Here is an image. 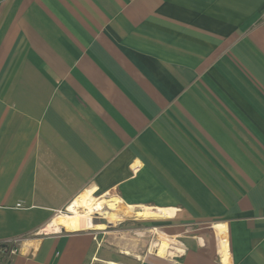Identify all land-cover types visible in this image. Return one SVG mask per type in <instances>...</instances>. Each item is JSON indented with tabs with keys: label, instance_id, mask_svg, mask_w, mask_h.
<instances>
[{
	"label": "crops",
	"instance_id": "crops-1",
	"mask_svg": "<svg viewBox=\"0 0 264 264\" xmlns=\"http://www.w3.org/2000/svg\"><path fill=\"white\" fill-rule=\"evenodd\" d=\"M84 192L150 216L115 250L51 227ZM7 244L0 264H264V0H0Z\"/></svg>",
	"mask_w": 264,
	"mask_h": 264
},
{
	"label": "rangeland",
	"instance_id": "rangeland-1",
	"mask_svg": "<svg viewBox=\"0 0 264 264\" xmlns=\"http://www.w3.org/2000/svg\"><path fill=\"white\" fill-rule=\"evenodd\" d=\"M85 193V192H84ZM86 194H82L83 196H86ZM81 196V195H80ZM93 199L91 201L92 204V208H96L98 206H101L98 208V211L95 212L92 209H83L84 212L88 213V217L92 220L93 223V228H97V226L99 225H103L104 228L103 231L106 233V237L108 238L107 240L109 241V243H112L113 246H110L112 248V250H115L117 247V245L115 244V242L112 239V234L116 233L117 231L120 230H126L127 228H142L144 225V219H146L148 216H150L149 214L145 213L142 214L141 216H139V220L138 221H134V219L132 218V216L127 212H125L123 210V208L120 206L119 201H117L115 198L113 199L112 197H98L96 194H92ZM77 200V199H76ZM71 205V204H70ZM115 205L113 208H111L110 206ZM67 215L69 214L68 208L64 209L63 211H61L60 213L57 214L56 218L54 220L57 219V217H59L60 215ZM145 217V218H143ZM69 227H75L76 229H72L69 231H79V230H83V225L82 223H76V222H70L69 223ZM131 236H135L132 235V233H130ZM138 239V237H136ZM142 241H145L146 243L149 244V246H153L154 251L158 252V250L160 249L161 245H163L164 243L169 245L170 243L167 242L166 240H164V238L158 236V238L153 237V235L150 236H146L144 238H139ZM110 245V244H109ZM170 247V245L168 246ZM165 255V254H164ZM167 255V254H166ZM172 255V254H170Z\"/></svg>",
	"mask_w": 264,
	"mask_h": 264
},
{
	"label": "bare ground",
	"instance_id": "bare-ground-1",
	"mask_svg": "<svg viewBox=\"0 0 264 264\" xmlns=\"http://www.w3.org/2000/svg\"><path fill=\"white\" fill-rule=\"evenodd\" d=\"M93 199L92 192H88L86 196H80L71 203L68 207L69 214L67 215H60L57 217L56 220H54L51 224V227H56L59 225H63L64 227H69L70 222H76V223H82L83 229H89L92 228L93 225L91 223V219L88 217V213L84 212L83 209H92L93 211L97 212L98 208L101 206H98L96 208H92L91 201ZM115 205L110 206L113 208ZM149 214V213H148ZM155 217V216H154ZM102 226V225H101ZM169 245L163 244L161 245L160 249L158 250V256L163 257L164 254L168 253V247Z\"/></svg>",
	"mask_w": 264,
	"mask_h": 264
},
{
	"label": "built area",
	"instance_id": "built-area-1",
	"mask_svg": "<svg viewBox=\"0 0 264 264\" xmlns=\"http://www.w3.org/2000/svg\"><path fill=\"white\" fill-rule=\"evenodd\" d=\"M22 207H23L22 204H18V205H17V208H22ZM60 212H61V211H60ZM60 212H59V213H60ZM150 232L153 233V236L155 235V237H157L158 234H157L155 228L151 229ZM15 252H16V251H15ZM174 253H175V251H173V248L170 247V249H169V253H168V254H169V255H170V254L173 255ZM157 254H158V253H157Z\"/></svg>",
	"mask_w": 264,
	"mask_h": 264
},
{
	"label": "trees",
	"instance_id": "trees-1",
	"mask_svg": "<svg viewBox=\"0 0 264 264\" xmlns=\"http://www.w3.org/2000/svg\"><path fill=\"white\" fill-rule=\"evenodd\" d=\"M6 248L7 249H10V246H9V244H7L6 245ZM2 252H9L8 250H6V249H2V250H0V253H2Z\"/></svg>",
	"mask_w": 264,
	"mask_h": 264
},
{
	"label": "water",
	"instance_id": "water-1",
	"mask_svg": "<svg viewBox=\"0 0 264 264\" xmlns=\"http://www.w3.org/2000/svg\"><path fill=\"white\" fill-rule=\"evenodd\" d=\"M5 247H6V245H0V249H1V248H5Z\"/></svg>",
	"mask_w": 264,
	"mask_h": 264
}]
</instances>
